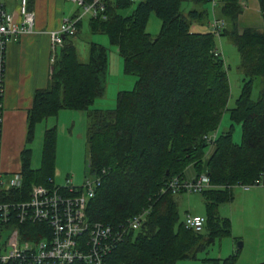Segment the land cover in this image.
<instances>
[{"label":"trees","instance_id":"16d2710c","mask_svg":"<svg viewBox=\"0 0 264 264\" xmlns=\"http://www.w3.org/2000/svg\"><path fill=\"white\" fill-rule=\"evenodd\" d=\"M257 1L262 29L239 25L240 0H142L127 16L120 11L132 4L129 0H107L103 16L88 18V31L105 35L122 59L123 73L135 77L130 89L116 93L112 109L93 107L106 89L107 48L89 42L86 62L79 61L70 36L57 49L46 87L33 94L25 144L33 139L38 123L60 110L86 113L88 173L100 177L94 197L87 202L88 221L117 227L149 209L139 231L131 232L114 251V264L198 259V252L215 240L231 236V221L221 217L218 208L233 200V188L264 186V0ZM186 2L193 7L184 10ZM208 2L218 7V14L214 16V8L208 22L211 30H193L194 22L201 23L204 17L208 21L209 10L204 8ZM33 4L28 0L30 10ZM152 13L160 20L154 37L146 31ZM214 18L223 21L219 33L210 26ZM76 26L77 34L82 20ZM223 37L235 46L243 75L231 108L227 107V68L216 52V40ZM257 77L263 78V86L253 100ZM226 110L231 124L217 134L208 153L204 136L217 131ZM235 123L241 127L239 143L232 140ZM56 141V128H46L37 168L31 167V150L26 146L21 150L22 185L16 191L22 198L28 197L33 184L54 182ZM188 167L194 177L206 174L212 185L199 193L205 208L200 232L184 226L175 199L179 193L161 192L172 178L185 179ZM237 258L238 251L201 261L236 264Z\"/></svg>","mask_w":264,"mask_h":264},{"label":"built area","instance_id":"2783aa9c","mask_svg":"<svg viewBox=\"0 0 264 264\" xmlns=\"http://www.w3.org/2000/svg\"><path fill=\"white\" fill-rule=\"evenodd\" d=\"M80 11L61 20L57 29L48 32L53 64L56 51L63 46L65 36L74 37L77 22L85 14L103 16L107 0H70ZM142 0H129L136 4ZM34 12L28 8V0H18L16 9L8 10L0 2V148L4 119L5 60L8 44L34 28ZM222 20L214 18L210 26L219 33ZM217 52V51H216ZM217 133L204 136L211 151ZM99 176H86L80 186L66 177L63 184H33L27 198H22L20 170L9 177L0 163V264H114L113 253L124 239L142 227L149 209L128 218L117 227L101 222L91 223L86 216L87 202L94 197L99 186ZM212 185L206 174L193 179L172 178L164 193H200ZM244 189L249 186L240 185ZM14 194L16 196H14ZM184 226L196 232L202 231L205 217L186 214ZM26 236V237H25Z\"/></svg>","mask_w":264,"mask_h":264},{"label":"rangeland","instance_id":"374dc122","mask_svg":"<svg viewBox=\"0 0 264 264\" xmlns=\"http://www.w3.org/2000/svg\"><path fill=\"white\" fill-rule=\"evenodd\" d=\"M0 2L4 3L6 8L9 9L12 6L17 5V0H0ZM76 6V5H75ZM135 4H131L128 8L123 9L120 11L121 15L127 16L131 13L132 9L134 8ZM77 7V6H76ZM191 7V5H190ZM212 7V2H208L204 4V8L209 10L208 19L211 16L210 9ZM77 10L80 11V8L77 7ZM215 11H218V7L215 8ZM218 14V13H217ZM89 18V14H85L82 17V26L79 30V33L75 38L73 37V43L77 50V56L80 62H86L88 60V44L89 42H96L99 43L107 48L108 52V74H107V81H106V89L102 97L98 98L93 107L102 108V109H112L115 107L116 103V93L119 90H126L130 89L133 86L135 81V77L132 75H127L123 73L122 69V59L117 53V49L115 46L111 45L108 42V39L105 35L101 34H91L87 28V21ZM257 29H262V26H257ZM160 29V20L155 16V14H151L146 26V31L154 37ZM193 30L197 31H208L211 30L208 26L207 18H202V22H194ZM216 48L217 52L222 54L224 59L225 66L227 68L228 73V80L230 86V93L227 102V107L231 108L234 106V101L239 95L241 86H242V79L243 75L239 68V54L232 44L227 38H221L216 40ZM263 78L257 77L254 79L251 98L253 100L257 99L259 93L263 86ZM24 110V109H23ZM19 110L18 116L19 121L15 124H8V120H6V110L4 111V122L2 127V138H1V148H0V163L2 170L8 173L10 177L13 172H17L19 169V157H18V150L19 144L16 138L14 137V132L19 128H21L24 124V111ZM62 111V110H61ZM64 111H72V110H64ZM76 113H79L78 110H74ZM72 111V112H74ZM72 112H68L66 117L59 118L56 124V134H57V147H56V169L60 172V176L70 177V175H77L79 176V181L86 175L90 176L88 173L87 167V150L85 146V137L82 135V127L84 125V121L77 117H70L68 115H72ZM84 113V112H82ZM8 114V113H7ZM74 115V114H73ZM80 115V114H77ZM50 122H43L36 126L35 133L33 139L27 143L23 144L27 148H29L32 152L31 155V167L37 168L40 164V154H41V145H42V135L43 130L47 126L50 127L52 124L51 120L53 119L48 118ZM87 120V117H86ZM56 121V120H55ZM231 122L229 120V112L226 110L224 111L220 123L218 125L217 134L225 132L228 130ZM14 127V128H13ZM241 139V127L239 124L233 125L232 130V140L235 143H239ZM21 146V145H20ZM12 161V169L13 171H7L9 161ZM55 174V173H54ZM57 174V173H56ZM55 174V175H56ZM59 176V177H60ZM56 177L55 184H63L59 183L62 178ZM76 186H80L82 183H74ZM256 187V186H255ZM254 186L251 189L255 188ZM242 189V187L235 186L233 188L235 202L237 201L238 197L236 193V189ZM245 190V189H244ZM178 201V211L181 217H184L185 212L191 213H199L205 214V208L203 203V198L199 193H188L183 192L176 197ZM192 206V207H191ZM221 209H230V204L221 205ZM219 206V207H221ZM257 207L259 205L257 204ZM236 208V207H235ZM197 211V212H196ZM232 210H229L228 214H231ZM254 212H258L259 210H254L253 206L246 207L245 212L243 213V218L245 221V229L241 233H238L235 230L234 236L239 237H231L228 236L232 240H236V246L240 242H242V238L245 244H249L256 240V235H250V232L257 233V230L264 227V210L262 214L254 218ZM221 215L223 212L220 213ZM219 214V215H220ZM226 217V216H225ZM229 218V216H227ZM231 221V220H230ZM232 227V226H231ZM232 229V228H231ZM232 234V232H231ZM242 236V237H241ZM228 239L226 237L215 240V242L210 245L206 250L198 252V259L201 260L203 257H208L207 255L211 256L214 250H216L219 246L220 241ZM239 255V253H238ZM209 258V257H208ZM238 259V258H237Z\"/></svg>","mask_w":264,"mask_h":264},{"label":"crops","instance_id":"0c3cea01","mask_svg":"<svg viewBox=\"0 0 264 264\" xmlns=\"http://www.w3.org/2000/svg\"><path fill=\"white\" fill-rule=\"evenodd\" d=\"M213 3L215 4V2ZM240 3H241L242 11L238 17L239 25L241 27L249 26L255 28L257 26H262V19L258 6V1L240 0ZM17 4H18V0H17ZM190 5L193 7L192 3L190 2L184 3L183 5L184 10L188 9ZM16 7L17 5L12 6L8 10L16 9ZM214 8L211 7L210 9L211 12L210 18L212 17V10ZM31 10L34 12V17H35L33 32L30 34L22 35L17 41L8 44L6 50V60H5L4 111L6 110V115H7L6 120H8V124L15 125L19 121L18 120L19 110L24 109L23 127L21 128V131L18 128L13 134L19 144L18 157L20 156V152L24 147L23 144L25 143L26 118H27L28 109L32 104L33 94L35 90L45 88L49 80V75L52 65V63L50 62V58L52 53H51L48 32L57 29L63 18L69 17L78 11L75 4L70 0H34V4ZM216 15L217 12L214 11V16L216 17ZM210 18L208 19L207 22L210 21ZM78 33L75 36H77ZM72 111L60 110L56 116H52L53 119L51 120L54 121H52L50 127L56 128L55 122L57 123L60 117L64 118L66 117V114H68V112H72ZM82 112L84 111H79V113H76V111H74L72 112V115H68V116L77 117L82 121H84V125L82 127V135H84L85 137L87 120H86V113L85 112L82 113ZM43 122H50V121L47 118L42 122L38 123L37 126L43 124ZM43 127H45L44 130L46 128H50L47 127L46 125ZM56 147H57V143H56ZM12 161L13 160L9 161L8 167L5 170L13 171ZM20 167L21 164L19 159V167H18L19 170ZM55 174L53 177L54 183H56L55 180L56 177L60 176V172L57 171L56 169V162H55ZM185 174H186L185 179H193L195 176L193 169L191 167L187 168ZM66 177L60 176L59 178H62L63 180H61L59 183H64ZM85 177L86 175L79 181L80 178L79 176L75 174L74 175L71 174L69 178H71L73 183H82ZM179 194L175 195V199ZM235 194H237L238 199L235 202V196H234L233 200L228 202V204L232 206L230 207V209H221L222 204L220 205L221 207L218 208V214L223 212L222 215L220 214L221 217L229 216V219L231 220V226H232L231 237L234 236L235 230H237V232L241 233L242 235V231H244L245 229V221L242 215L245 212L247 206L248 207L253 206L254 210L257 209L259 210V213L254 212V218L262 214L264 210V186L258 185L253 189L249 187L248 189L245 190L244 188L243 190L237 188ZM225 204L227 203H224L223 205ZM257 204L259 205V207H257ZM229 210H232V212H230L231 214H228ZM186 214L203 215V214L191 213V212H185L184 215ZM250 235L252 236L256 235L257 237L256 240L254 239L253 242H250L249 244H245L242 238L240 248L236 246V240H232L229 237H226L228 239H224L220 241L219 243L220 247H218L216 250L213 251L214 254H212L211 256L209 255L207 256L209 258L222 259L238 251L239 255L236 264H257L259 262L264 261V227L258 229L257 233L250 232ZM234 237H239V236H234ZM176 264H210V263L207 261H201L200 259H196V260L184 259L177 261Z\"/></svg>","mask_w":264,"mask_h":264},{"label":"water","instance_id":"95a60500","mask_svg":"<svg viewBox=\"0 0 264 264\" xmlns=\"http://www.w3.org/2000/svg\"><path fill=\"white\" fill-rule=\"evenodd\" d=\"M237 247H238V248H240V247H241V243H240V242L237 244Z\"/></svg>","mask_w":264,"mask_h":264}]
</instances>
